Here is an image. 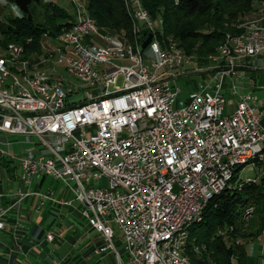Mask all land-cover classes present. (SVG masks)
<instances>
[{
	"label": "built area",
	"instance_id": "obj_1",
	"mask_svg": "<svg viewBox=\"0 0 264 264\" xmlns=\"http://www.w3.org/2000/svg\"><path fill=\"white\" fill-rule=\"evenodd\" d=\"M10 6L13 15L20 14ZM91 22L85 17L77 27L64 28L54 47L43 45L57 56L50 72L29 70L22 57L23 74H9L0 61V133L23 136L25 142L35 138L17 156L0 148V156L7 163L16 160L19 170L20 186L12 197L17 203L33 196L37 209L47 202L77 203L82 219L103 239L92 252L112 251L117 264H160V253H167L169 264H182L176 258L181 237L173 242L175 250H168L157 235L179 227L222 187L223 173L235 171L249 147L264 143V110L234 80L239 70H257L245 62L236 65L234 51L258 57L254 47L264 49V33L226 38L221 64L203 69L176 51L154 49L152 38L140 57H132L128 43L94 35ZM94 39H108L107 51L95 50ZM10 50L23 54L19 44ZM125 60H134V68H126ZM189 67L207 78L173 107L180 89L171 83L185 74L178 68ZM15 75L25 78L27 89L16 88ZM80 93L79 100H71ZM226 93L233 110H225ZM33 94H44L45 102L33 103ZM45 177L59 181L71 197L31 190ZM7 210L0 204V236ZM111 223L121 232L124 262L113 248ZM14 228L23 225L15 222ZM44 240H53L50 231Z\"/></svg>",
	"mask_w": 264,
	"mask_h": 264
},
{
	"label": "trees",
	"instance_id": "obj_2",
	"mask_svg": "<svg viewBox=\"0 0 264 264\" xmlns=\"http://www.w3.org/2000/svg\"><path fill=\"white\" fill-rule=\"evenodd\" d=\"M139 2L152 19H161L165 38H172L186 54H193L199 64H205V57L216 52L225 35L239 32L236 25L251 12L252 3H264V0ZM85 7L86 14L102 33L116 35L132 45L142 41L147 34L141 26H135L126 0H87ZM43 8L41 23L33 18L30 5V17L23 12L19 18L4 15L6 24L0 23L1 46L22 44L26 58L29 53L40 50L43 35L54 38L71 24L66 9L55 2L47 1ZM27 39L31 40L28 44ZM254 161L256 164L263 162L264 166V159ZM239 172L240 168L235 169L229 187L214 195L205 205L200 221L189 226L183 254L191 264H233L234 259L244 264L246 253L242 244L234 243L235 238L252 241L264 231V175L258 182H245ZM250 207L254 208L251 218L243 219L244 212ZM261 260L264 264V247Z\"/></svg>",
	"mask_w": 264,
	"mask_h": 264
},
{
	"label": "rangeland",
	"instance_id": "obj_3",
	"mask_svg": "<svg viewBox=\"0 0 264 264\" xmlns=\"http://www.w3.org/2000/svg\"><path fill=\"white\" fill-rule=\"evenodd\" d=\"M47 1H53L56 4H58L60 7L66 9L67 13L70 16V20L76 19V12L78 9L82 8L81 6H83V8L86 9L85 6L87 2V0H75L74 2L75 5L70 0H38L37 3L39 4H37L36 2H31L29 4L31 14L33 18L39 23H41V21L43 20V16H44L43 4ZM11 4L14 5L13 1L9 2L8 0H0V23L6 24L5 20H3L4 15L6 14L13 15L11 8H10ZM29 5H28V8H29ZM252 26L264 27V3H258V2L252 3L251 12L247 14L241 20L239 24L236 25V28H238L239 30V32L236 34L244 33L248 30L249 27H252ZM96 33H102V30H99L97 28V25H96ZM228 35H231V33ZM48 41L50 45L54 47L55 40L50 37ZM96 42L98 44L103 43V41L99 39H97ZM0 47H1V44H0ZM217 50L215 53H213L215 55L211 54L205 57V61L207 63L199 64L198 62H196L197 63L196 66L199 68H203V69L211 67V66H215L218 60H215L214 58L218 59L219 57V56L214 57L218 54ZM47 54L48 52H46L45 47L44 48L41 47L38 52L29 53V55L25 58L28 64V69L50 72V67L53 66L54 62L52 58H49V59L47 58L48 57ZM186 55L188 56V54ZM189 56H193V54H189ZM193 57L195 58V61H198L196 60L197 58L195 56ZM243 61L245 62V64H250V65L255 66L257 70H254L251 72L245 71V70H239L240 73L238 74V77H234L235 83L236 84L238 83L240 85V90L242 92H252V94L256 96L258 104L264 110V56L263 57L258 56L254 58H245ZM194 68L195 67L177 69V71H183L185 74L179 75L171 83V85H174L175 87H179L180 89L179 92L177 93L176 102L173 104V107H177L185 101V99L192 92V90L194 89V87L196 86L197 82L200 80L201 77L207 78V75L205 76L200 75L196 71H193L195 70ZM56 69L61 74L63 73L61 71L62 67H60L59 65H57ZM225 82L226 83H225L224 88L227 89L231 82L230 78L227 77ZM82 95H83L82 93L77 94L75 96L71 95L70 98L72 101H77L82 97ZM225 97L227 101V106L225 110L226 111L233 110L234 108L233 104L230 103L232 96L226 93ZM34 140L35 138L32 137L29 142H25V139L23 136H7L5 134L0 133V148L7 151L9 155L17 156L20 154L21 149L30 146L31 145L30 142ZM7 141H10L11 143H13L12 146H10L11 144L7 146L5 144ZM263 159L264 157L259 161L262 162ZM4 163H6L5 158L0 156V188L3 190H7L9 186L7 184L8 179H10L11 188L15 189L16 187L20 186V181L18 178L19 170H18L17 162L16 160H14L8 166H5ZM263 175H264L263 162L260 164H256L255 161H253L251 165L243 167V169L240 172V177L245 182H248V181L258 182L263 177ZM104 182L105 180H102L100 183L102 184ZM31 190H34V188H32ZM40 190L42 191L52 190L54 193L58 194V196L63 197L64 200L69 199L71 197L69 192L65 190V188L62 186V184L59 181H56L50 177L44 178V185ZM30 197H33V196H30ZM48 204L56 205V204H52L51 202H47L43 207H40L39 209L34 207V211L38 215L43 213L44 211L43 218L46 219V222H43L45 223V226L43 229L44 231L42 233L41 242L37 244V248L39 250L38 252L40 251L42 252L44 246L49 244V247L47 246L46 247L48 249L52 248L49 251H50V254H52L50 255V257L52 256V258L55 260L53 264H57V263L58 264H80L74 259L70 258V255L68 253V250L72 247L71 243L74 242V240L77 239L78 237V236L76 237V234H75L76 231H79L77 229H81L84 224V220L82 219V217L80 216L77 210V203L73 202L70 205H56L55 207L53 206L52 209L54 210V212L53 213L50 212L52 216L49 214V212H45L44 210L45 208L49 206ZM72 208L76 209L74 213L70 212ZM252 211H254V208ZM251 216L248 219H250ZM16 222H20L23 225V229L21 230L15 229L13 227L14 235L16 234L20 235L22 232H24V225H25L24 220L20 219V220H17ZM87 226L89 227L88 224ZM110 226L113 229V233H114L113 241H112L114 246L117 249L122 248L123 250V239H122L120 230L113 223H111ZM47 231H50L53 235V240L51 242H47L46 240H44V235ZM79 232L81 233L82 230H80ZM87 235L90 236V238H93V237H96V232L95 230H88ZM236 239H238L239 242H237ZM0 241H1V236H0ZM234 243L243 245V248H244V251L247 257L246 258L247 261L244 264H262L261 253L264 247V231H262L252 241L249 239H243L241 237H237L235 238ZM121 259L124 262V256ZM232 262L233 264H243L242 262H239L236 259H234ZM0 264H12L11 261L9 262V260L7 263V259L5 258V253L2 251L1 248H0ZM111 264H117V263L114 261Z\"/></svg>",
	"mask_w": 264,
	"mask_h": 264
},
{
	"label": "bare ground",
	"instance_id": "obj_4",
	"mask_svg": "<svg viewBox=\"0 0 264 264\" xmlns=\"http://www.w3.org/2000/svg\"><path fill=\"white\" fill-rule=\"evenodd\" d=\"M75 5V0H70ZM134 1L137 8H134ZM127 5L131 9V19L134 22L135 26H141L144 29V23L142 22L141 16H144L146 18L147 23L149 24V33L151 34L152 38V45L154 49L163 50L165 52H173L176 51L178 54V57H182L184 59H194L193 60V66L197 65V61H195V58L193 56H188L182 51V49L177 45L176 41H174L172 38H165L162 31V21L161 19H152L148 12L141 7L139 0H126ZM83 4V3H82ZM85 6V5H84ZM82 8L78 9L76 12V19L72 20L71 24L68 27H77V21H84L85 17H89L86 14V10L81 6ZM18 8V7H17ZM20 14H14V17H20L21 16V10L18 8ZM24 13V12H23ZM91 22V31H93L94 35H105V38H116V35H109L106 33H96V24L94 20ZM263 31L264 33V27H257L252 26L249 27L248 30L241 34H234L232 35H225L223 43L226 42V38H235V39H243V38H250L255 33H261ZM63 33V29L61 31ZM60 34V33H59ZM58 34V35H59ZM148 34V33H147ZM146 34V36H147ZM57 35V36H58ZM146 36L143 38V40L146 38ZM49 38L47 35H43V39L41 40V47L43 48V45H46V42L48 43ZM54 37L53 39H55ZM119 38V37H117ZM46 39V40H45ZM120 39V38H119ZM103 41L102 44H98L96 41L97 39H94V49L99 51H107L108 46V39H99ZM121 40V39H120ZM142 40V41H143ZM122 41V40H121ZM138 42L135 45L129 44V50L131 52L132 57H140V43ZM27 44L28 41H25ZM124 42V41H123ZM150 42V41H149ZM25 44V43H24ZM149 44V43H148ZM147 44V45H148ZM56 45V41H55ZM54 45V46H55ZM147 45L142 49L144 50ZM12 48V43H9L5 45L4 47H0V61L3 66H6V73L9 74H23V64L22 62V55L20 53H15L10 50ZM24 47L22 44H19V50L22 51ZM218 54L214 57L220 56L223 53V45H220L218 47ZM44 53V52H43ZM254 54H258L259 57L264 56V49H261V47H254ZM48 59L52 58L54 63H57V56L56 54H47ZM211 55V54H210ZM215 55V54H213ZM209 56V55H208ZM234 58H236V65H243L244 64V58H245V51H234ZM29 59V58H28ZM46 59V57H45ZM208 59V58H207ZM215 60H218L216 64H221V57L214 58ZM30 60V59H29ZM212 60V59H211ZM24 62H27L25 58H23ZM46 61V60H45ZM49 62V61H48ZM39 63V62H38ZM41 63V62H40ZM31 64V63H30ZM125 67L126 68H134V60H125ZM14 84L17 89H27V81L22 75H15L14 76ZM45 102V95L44 94H33V103H43ZM264 154V143L257 144L255 146L249 147L248 151L246 153V158H240L239 161H237V168H243L247 165H251L255 159H257V156ZM261 160V159H259ZM236 174V173H235ZM234 175V171H227L226 173H223L222 178L220 179V186L219 188H215L211 195L208 197V201L216 194L220 193L223 189L229 187V183L231 182L232 177ZM233 186V185H232ZM207 202H203L200 205L197 206V209L195 210L194 214H189L188 217L180 223L179 227H174L167 229V231L163 235H157V243H168V250H175V241L179 240V248L180 251H176V258L178 261L182 262V264H191L187 257L183 254V248L186 243V239L188 236V228L191 224L200 221L202 217V211L205 207ZM252 208H248L244 214L243 219H247L251 215ZM237 242L238 239H236ZM235 241V242H236ZM113 245V244H112ZM124 250V249H123ZM124 258H125V252H124ZM159 261L160 264H169L167 253H160L159 254Z\"/></svg>",
	"mask_w": 264,
	"mask_h": 264
},
{
	"label": "crops",
	"instance_id": "obj_5",
	"mask_svg": "<svg viewBox=\"0 0 264 264\" xmlns=\"http://www.w3.org/2000/svg\"><path fill=\"white\" fill-rule=\"evenodd\" d=\"M7 142L9 145L11 144L10 146H12L13 143L10 141ZM4 164L5 166H8L10 163H7L6 161ZM7 184L9 185L7 190L0 188V204H3V206L8 209L4 217L6 226L2 231L0 241V248L5 253L7 263L9 260V262L11 261L12 264H53L55 260L52 258V256L50 257L52 254H50L49 250L52 248H47L49 247V244L44 246L42 252H38L39 250L37 248V244L41 242L42 233L44 231L43 229L45 223L43 222H46V219L43 218L44 211L39 215L35 213V199L33 197H27L21 202L15 203V199L12 197V194L18 189L19 186L15 189H12L10 179H8ZM43 185L44 179L37 181L33 185V188H36L37 186V188L41 189ZM53 206L55 207L56 205L50 204L44 209L45 212H49L51 215V213L54 212L52 209ZM72 210L70 211L71 213L76 211V209L73 208ZM20 219L24 220V232H22L20 235H14V223ZM77 230H82V232L80 233L79 231H76L75 233L76 237H78L74 240V242L71 243L72 247L68 250L70 258L74 259L80 264H111L114 261L117 263V259L112 251H106L102 254H94L92 252L94 247L99 246L101 243V245H103V239L96 231V237L90 238V236L87 235V231L93 229L90 226L88 227L85 221L82 228ZM113 248L117 251L120 257L124 256V250L122 254L120 253L122 248L117 249L114 244Z\"/></svg>",
	"mask_w": 264,
	"mask_h": 264
},
{
	"label": "water",
	"instance_id": "obj_6",
	"mask_svg": "<svg viewBox=\"0 0 264 264\" xmlns=\"http://www.w3.org/2000/svg\"><path fill=\"white\" fill-rule=\"evenodd\" d=\"M31 2H38V0H13V3L16 7H18L22 12H24L27 17H30L29 11H28V5ZM151 34L148 33L146 38L140 43V48L143 49L150 41Z\"/></svg>",
	"mask_w": 264,
	"mask_h": 264
}]
</instances>
